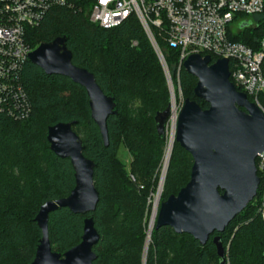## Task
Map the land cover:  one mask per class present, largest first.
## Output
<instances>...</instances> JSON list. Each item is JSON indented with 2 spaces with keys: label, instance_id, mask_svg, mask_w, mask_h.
I'll return each instance as SVG.
<instances>
[{
  "label": "trees",
  "instance_id": "1",
  "mask_svg": "<svg viewBox=\"0 0 264 264\" xmlns=\"http://www.w3.org/2000/svg\"><path fill=\"white\" fill-rule=\"evenodd\" d=\"M76 1L81 10L52 9L38 27L29 29L27 40L36 49L42 43L66 37L72 63L92 73L104 94L114 98L117 115L107 120L109 146L104 145L91 119L85 89L66 77L48 76L27 61L22 77L32 105L30 119L18 122L0 113V264L33 262L42 237L35 222L40 207L68 197L74 189L72 164L50 150L47 134L56 124L75 121V132L83 124L87 126L88 135L81 139L83 153L95 164L94 185L99 202L89 215L73 214L65 208L49 215V239L54 252L64 254L77 246L84 220L90 217L100 235L93 249L97 255L94 264H144L145 259V264H220L213 244L217 235L226 251L229 245V264H264V220L259 214L262 184L247 208L222 234L212 235L205 246L188 234H176L170 227L157 230L154 226L143 259L147 201L144 195L126 187L125 170L117 153L121 143L131 151L138 150L142 158L147 150L146 171L155 176L163 136L157 134L155 117L156 135L152 139L143 135L139 128L140 108L134 110L133 102L140 96L146 115L163 112L170 104L165 70L137 18L103 29L89 21L88 6ZM239 17L245 18L239 25L242 32L232 36L229 29V39L257 50L264 38V19L253 27L250 17L237 16L236 22ZM262 17L264 12L259 15ZM154 35L167 68L171 64L179 70V51L169 47L162 30L154 29ZM178 74L184 100L196 101L202 109H208L209 105L194 94L197 79L183 67ZM248 99L254 102L252 97ZM258 103L264 108V92ZM154 142L157 148L150 155L148 145ZM174 144L164 182L165 193L170 192L167 198L188 184L193 165L190 154Z\"/></svg>",
  "mask_w": 264,
  "mask_h": 264
},
{
  "label": "water",
  "instance_id": "2",
  "mask_svg": "<svg viewBox=\"0 0 264 264\" xmlns=\"http://www.w3.org/2000/svg\"><path fill=\"white\" fill-rule=\"evenodd\" d=\"M66 41V37H59L42 43L29 54L28 61L48 76L66 77L85 89L91 119L107 147V120L117 115L114 98L104 94L92 73L72 63ZM211 62L210 56L192 54L183 63L184 70L197 79L195 96L209 108L202 109L189 99L184 101L177 117L175 142L193 159L191 177L177 195L161 203L155 222L157 230L170 227L176 234L190 235L201 246L215 233L222 234L256 198L260 186L256 159L264 152V111L231 82L228 60ZM161 63L166 72L165 63ZM171 115V104L156 114L160 137L165 135ZM77 123H59L48 129L49 148L57 157L70 160L75 187L68 197L40 207L35 222L42 237L31 264H94L97 260L93 249L100 235L93 218L84 220L81 242L64 254L54 252L49 239L51 213L65 208L73 214L89 215L99 202L95 164L84 156L83 141L73 130ZM167 171L168 166L164 180ZM213 244L220 264H227L221 236H214Z\"/></svg>",
  "mask_w": 264,
  "mask_h": 264
},
{
  "label": "built area",
  "instance_id": "3",
  "mask_svg": "<svg viewBox=\"0 0 264 264\" xmlns=\"http://www.w3.org/2000/svg\"><path fill=\"white\" fill-rule=\"evenodd\" d=\"M81 2L88 6L89 21L103 29H113L131 17L137 18L165 63L154 35V29L162 30L169 47L179 51V70L192 54L210 56L212 64L220 59L228 60L231 82L260 106L258 97L264 92V38L255 50L231 41L228 31L237 16L249 18L262 14L264 0ZM54 8L81 10L76 0H0V113L18 122L29 120L32 113L22 77L28 56L34 50L27 40L28 31L38 27ZM238 19L241 22L245 18ZM183 105L184 100L175 104L177 117ZM256 168L262 184L259 214L264 220V152L256 159Z\"/></svg>",
  "mask_w": 264,
  "mask_h": 264
},
{
  "label": "rangeland",
  "instance_id": "4",
  "mask_svg": "<svg viewBox=\"0 0 264 264\" xmlns=\"http://www.w3.org/2000/svg\"><path fill=\"white\" fill-rule=\"evenodd\" d=\"M264 19V17L259 18V16L256 17H250V22L252 23L253 27H255L259 21ZM242 22V21H241ZM241 22H233L229 25L230 33L232 36H237L239 33H241V29H239V25ZM133 46H137L136 42L132 43ZM162 52V57L165 61V57ZM157 53V52H156ZM158 56V54H157ZM159 58V56H158ZM160 60V58H159ZM161 62V60H160ZM166 63V61H165ZM162 64V63H161ZM163 66V65H162ZM169 69L166 66L167 71L165 72L167 84H168V93H169V103L171 100V91L174 94L175 104L179 105V103L184 100L185 93L181 89V85L179 82V70H175V68L172 67V65H169ZM164 68V67H163ZM142 98L139 96L136 97V99L133 102L134 110L139 109L140 114V123L139 128L140 131L143 133V135H148V139H152L154 135H156L155 132V124H154V117L155 113L146 115L144 112V108L141 107L142 105ZM185 101V100H184ZM261 107V106H260ZM264 111V108H261ZM137 112V110H136ZM171 127H172V120H169L167 126H166V132L165 135L162 138V154L160 156V159L158 161V164L155 167V176L153 174H149L146 171L147 164L149 162L148 160V151H146L145 156L142 158L138 150L137 152L131 151L129 147H127L124 143H121L119 145L118 153H117V159L121 164V167L125 170L124 173V181L126 187L129 189H133L135 193L142 194L146 198L147 201V212L145 217V239H144V245L146 243V239H148L149 232L147 231L149 228V222L152 218L153 210H154V203L156 198H158V192H160V196L158 198L159 200V208L162 202L167 200V196L170 192L165 193V180L163 176L164 172V163H165V154L167 149V144L170 139L171 134ZM76 132L78 133L79 137L81 139H85L88 135V130L86 124L81 125L80 127L76 128ZM152 142V141H149ZM177 144V143H176ZM175 145V144H174ZM156 143H151L148 145L149 154L151 155L154 150H156ZM143 154V153H142ZM144 155V154H143ZM142 155V156H143ZM171 157V155H170ZM170 160V159H169ZM134 162H136V167L134 166ZM165 175V174H164ZM162 185H161V180ZM161 185V186H160ZM159 210V209H158ZM158 214V213H157ZM156 222V221H155ZM154 222V224H156ZM151 234V233H150ZM151 236V235H150ZM145 249V246H144ZM144 252L143 251V259H144ZM191 253V252H190ZM226 258H227V264H229V245L227 246L226 251ZM192 259V258H191ZM193 260V259H192Z\"/></svg>",
  "mask_w": 264,
  "mask_h": 264
},
{
  "label": "bare ground",
  "instance_id": "5",
  "mask_svg": "<svg viewBox=\"0 0 264 264\" xmlns=\"http://www.w3.org/2000/svg\"><path fill=\"white\" fill-rule=\"evenodd\" d=\"M174 94L173 92H171V100H170V104L172 106V109H173V114H172V127H171V134H170V139H169V142L167 144V149H166V154H165V163H164V172H163V176L165 174V171H166V168L169 164V159H170V155L172 153V149H173V146H174V142H175V135H176V125H177V114L175 113L174 109H175V99H174ZM162 181H163V178H162ZM161 183V182H160ZM160 192H158V198H159V195ZM158 198H156L155 200V203H154V211H153V214H152V218L150 220V224H149V228H148V232H149V235H148V239H146V243H145V256H146V253H147V250H148V246L150 244V233L152 232L153 230V227L155 226L154 222L156 221V218H157V213H158V209H159V200ZM146 260V259H145Z\"/></svg>",
  "mask_w": 264,
  "mask_h": 264
}]
</instances>
